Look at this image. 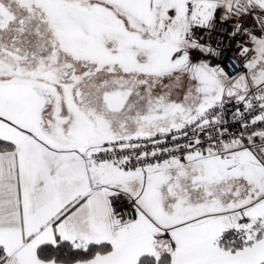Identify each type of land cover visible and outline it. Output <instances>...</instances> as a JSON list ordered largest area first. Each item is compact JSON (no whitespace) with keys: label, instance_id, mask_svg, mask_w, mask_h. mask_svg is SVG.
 Segmentation results:
<instances>
[{"label":"snow or ice","instance_id":"obj_1","mask_svg":"<svg viewBox=\"0 0 264 264\" xmlns=\"http://www.w3.org/2000/svg\"><path fill=\"white\" fill-rule=\"evenodd\" d=\"M0 264H264V0H0Z\"/></svg>","mask_w":264,"mask_h":264},{"label":"built area","instance_id":"obj_2","mask_svg":"<svg viewBox=\"0 0 264 264\" xmlns=\"http://www.w3.org/2000/svg\"><path fill=\"white\" fill-rule=\"evenodd\" d=\"M219 34H220L219 30L213 34V40H212V43H213L214 45L218 43V41H217V39H215V37H216L217 35H219ZM225 43H227V41H225ZM193 55H194V58H197L195 54H193Z\"/></svg>","mask_w":264,"mask_h":264}]
</instances>
